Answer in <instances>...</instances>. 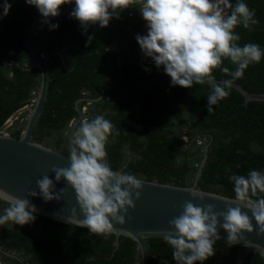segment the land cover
Masks as SVG:
<instances>
[{"label":"trees","instance_id":"16d2710c","mask_svg":"<svg viewBox=\"0 0 264 264\" xmlns=\"http://www.w3.org/2000/svg\"><path fill=\"white\" fill-rule=\"evenodd\" d=\"M245 2L255 10L259 22L251 31L237 26L234 31L241 37L238 43L253 42L264 47V0ZM11 5L8 14L0 18V128L28 103L26 99L37 91L40 81L37 67L28 68L30 58L23 47V36L25 28L41 15L25 0H12ZM65 6L61 5L60 10ZM137 9L138 5H129L107 26L97 23L87 29L69 15L71 9L50 20L58 23L57 28L49 30L44 23L43 28L33 32L30 44L34 52L52 53L46 61L48 93L33 128V139L68 150L63 131L77 117L75 101L85 96L84 91L97 97L101 88L113 83L106 89L111 96L94 102L99 106L97 114L104 115L113 125V135L106 145L113 170L122 168L146 180L191 185L197 164L189 161L199 163L201 153L190 152L188 142L185 148L180 147L184 146L181 138L171 135L169 128L176 121L187 125L190 132L200 130L211 136L197 186L234 197L233 183L228 179L231 173L246 175L251 169L264 170V100L245 102L241 92L232 86L230 95L208 112L209 85L172 86L163 67L157 69L151 60L141 61L138 55L134 56L135 43L128 45V51L113 48L129 34H135L141 22ZM8 50H13V54L6 58ZM222 66L235 69L228 60ZM213 75L217 80L228 78L219 68ZM234 82L249 92L264 93V58L249 65ZM23 125L24 122L16 125L11 135L19 137ZM34 215L27 232L29 239L37 243V257H53L58 264H139L137 244L127 236L120 235L116 240L114 234L105 237L90 233L86 227ZM34 228L38 230L36 236L31 235ZM146 241L150 252L156 255L149 257L148 264H167L163 259L176 264L173 250L163 238ZM213 247L214 255L203 264H264L261 255L246 252L244 246L217 241Z\"/></svg>","mask_w":264,"mask_h":264},{"label":"clouds","instance_id":"9594fccd","mask_svg":"<svg viewBox=\"0 0 264 264\" xmlns=\"http://www.w3.org/2000/svg\"><path fill=\"white\" fill-rule=\"evenodd\" d=\"M25 3L36 8L49 30L58 27L49 18L59 15L61 5H74L69 15L84 29L97 23L105 27L113 17L119 18V11L138 5L146 33L137 34L135 40L144 57L150 58L146 60H151L157 69L163 67L172 86L209 85L208 112L230 95L233 82L243 76L249 65L264 58V47L253 42L239 44L241 37L234 31L237 26L251 31L259 22L255 10L245 0L235 3L232 0H25ZM11 6L9 0H3L0 17L6 16ZM139 59L145 61L142 56ZM224 60L235 65V69L223 67ZM217 68L228 74V78L217 81L213 75ZM112 135L113 125L102 114L80 121L68 145L69 167L51 169L55 181L63 178L74 189L83 215V219L75 218L73 209L68 222L105 237L115 232L114 224L125 223L124 214L134 207L132 195L140 197L144 182L132 172L112 169L106 150ZM228 179L233 183L234 197L217 198L231 201L235 207L226 205L225 211L217 212L212 204L201 207L185 201L180 214L169 221L174 230L162 232L176 264L197 261L203 264L213 256V245L220 239L218 226L227 232L229 245L240 243L243 231H253L250 217L241 205L251 211L259 228L257 234L264 233V170L251 169L246 175L231 173ZM36 188L39 191L32 190L29 195H39L45 201L61 199L63 189L54 191L55 184L48 175L36 180ZM186 190L201 200L206 195L197 188ZM0 202L7 205L0 212V225L22 226L35 220L37 209L28 199L0 189ZM259 251L264 255V248Z\"/></svg>","mask_w":264,"mask_h":264},{"label":"water","instance_id":"95a60500","mask_svg":"<svg viewBox=\"0 0 264 264\" xmlns=\"http://www.w3.org/2000/svg\"><path fill=\"white\" fill-rule=\"evenodd\" d=\"M71 6L60 10L55 19L69 13ZM44 24L43 18L34 19L28 27L25 28L23 36V47L26 54L31 59L30 68L37 67L40 75L39 86L33 98V103L27 112L24 125L19 137L11 134L0 133V189L20 199H28L31 204L35 205L37 211L35 214L42 215L53 220L74 225L68 222V218L72 217L73 209L76 210L77 219H83L79 206L76 201L74 189L61 178L59 182L54 179L52 167L66 168L70 165L68 155L60 153L57 150L44 145L43 143L33 139V128L41 114L44 106L49 85V70L46 64V57L42 58L37 55L31 47L30 37L33 32ZM217 80V79H216ZM221 81V80H217ZM233 87L241 92L245 102L249 100H264V93H254L247 91L243 86L233 82ZM78 102V100H77ZM77 112L79 111L76 106ZM77 117L72 123L69 133L68 142L70 143L71 133L75 124L79 120ZM206 160V153L197 168L195 180L189 186L176 185L173 183H162L157 180H146L142 178V188L140 189V197L136 198L133 193L132 199L134 207L129 208L125 213L124 224H114L115 232L113 233L116 240L120 235L133 239L139 250V264H148L149 257H155L150 252L146 239L151 237H161L163 231L174 230L169 221L180 214L182 205L185 201H191L194 206L203 207L205 204L214 205V210L225 211L226 205L235 207L231 201L219 199L217 197H227L215 192L205 191L197 186V180L201 174V168ZM115 169V171H121ZM44 175H48L53 179L55 184L54 191L60 193L61 199L43 200L39 195L31 196L29 192L32 190L39 191L36 188V180ZM197 188L206 195L203 200L193 197L186 189ZM242 211L247 212L253 227L252 232L243 231L240 235L243 239L238 245L244 246L246 252H253L261 255L259 248H264V233L258 235V225L251 216V211L241 205ZM222 219V218H221ZM220 239L218 242L228 243L226 240L227 232L218 226ZM239 239V236H238ZM248 241L245 244L244 241ZM229 244V243H228ZM167 264L169 262L163 259Z\"/></svg>","mask_w":264,"mask_h":264},{"label":"flooded vegetation","instance_id":"af4514ba","mask_svg":"<svg viewBox=\"0 0 264 264\" xmlns=\"http://www.w3.org/2000/svg\"><path fill=\"white\" fill-rule=\"evenodd\" d=\"M69 6H71V9L73 8L72 4L66 5L65 8ZM40 28H43V25ZM12 54H13V50H8L6 58H9ZM51 55L52 53L48 55L39 54V56L42 58L46 57V61L48 60V57H50ZM22 64L26 65V62L22 61ZM30 64H31V59H30L28 68H30ZM9 75L11 76L10 72H9ZM112 85L113 83L105 85L103 88H101L100 94L97 97H90L88 96L89 94L88 91H84L85 96L77 99L78 102L77 100L75 101L74 107L76 109V106H78V109H79V111L77 112L78 113L77 117L80 116L79 120L75 124V127L80 121L87 119L89 117L92 118L93 116L98 115L97 112L99 111V106H96L94 102L97 100H101L102 97H104L105 100L108 99L111 96V94L106 93V89L110 88ZM35 94L36 92L33 91L31 93V96H29L26 99L28 103L20 109L24 108L28 112L33 103V98ZM76 118H73L70 121V123L66 125V130L63 131L67 135L68 145H69L68 133H69L72 123L74 122ZM169 128H170L171 135L173 134L179 135V137L181 138V141L184 144V146H180L181 148H185L186 142H188L189 144H191V148L189 149L190 152L195 153L197 151L201 153V158H200L199 163L193 162V159L189 161V163L192 165L197 164V168H198L205 153L207 157L208 147L211 143V138H210L211 136L209 134H206L204 131H200V130L190 132L187 125H180L176 121L170 124ZM44 145L49 146L50 148L57 150L60 153L68 155V150L65 149L64 146H60V148H58V147H54L53 145H47V144H44ZM176 159L178 161L179 158H176ZM196 172H197V169L195 171L193 181L195 180ZM4 207H7V205L0 202V212L3 211ZM27 227H28V223L22 226L15 224L13 225V227L10 225V223L0 225V264H58V261L53 260V257H50V258L42 257L41 258L35 255L34 246L37 245V243L29 239ZM37 231H38L37 228H34L33 231L31 232V235L36 236Z\"/></svg>","mask_w":264,"mask_h":264},{"label":"rangeland","instance_id":"374dc122","mask_svg":"<svg viewBox=\"0 0 264 264\" xmlns=\"http://www.w3.org/2000/svg\"><path fill=\"white\" fill-rule=\"evenodd\" d=\"M2 2H3V0H0V3H2ZM9 2L11 3L12 0H9ZM136 15L141 18V22L138 24V27L136 28L135 34H129L125 41H123L121 43H115L113 45V48H115L116 50H120V51L121 50L128 51V49H127L128 45H131V44L135 43L136 47L134 49V56L138 55V57L140 58V56L144 57V55H143V53H142L137 41L135 40V36L137 34H145L146 33V27H145V21L143 20V18H142V16H141V14H140L138 9L136 10ZM25 111L26 110L24 108L18 110L16 113L13 114V116L8 120V122L12 123L13 127H15L16 125H20L25 120V116H26V112Z\"/></svg>","mask_w":264,"mask_h":264},{"label":"built area","instance_id":"2783aa9c","mask_svg":"<svg viewBox=\"0 0 264 264\" xmlns=\"http://www.w3.org/2000/svg\"><path fill=\"white\" fill-rule=\"evenodd\" d=\"M142 59H147L146 57H142ZM150 59V58H148ZM8 120L7 122L0 128V133L2 134H11V131L13 130V124L12 123H9ZM6 125V126H5Z\"/></svg>","mask_w":264,"mask_h":264}]
</instances>
